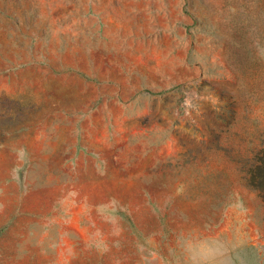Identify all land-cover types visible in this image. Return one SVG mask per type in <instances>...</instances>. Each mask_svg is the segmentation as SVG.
Listing matches in <instances>:
<instances>
[{"label": "rangeland", "instance_id": "1", "mask_svg": "<svg viewBox=\"0 0 264 264\" xmlns=\"http://www.w3.org/2000/svg\"><path fill=\"white\" fill-rule=\"evenodd\" d=\"M220 262L264 264V0H0V264Z\"/></svg>", "mask_w": 264, "mask_h": 264}, {"label": "clouds", "instance_id": "2", "mask_svg": "<svg viewBox=\"0 0 264 264\" xmlns=\"http://www.w3.org/2000/svg\"><path fill=\"white\" fill-rule=\"evenodd\" d=\"M217 253L212 250H205L200 253L201 259L205 261H214L216 258ZM223 264V262H220Z\"/></svg>", "mask_w": 264, "mask_h": 264}]
</instances>
